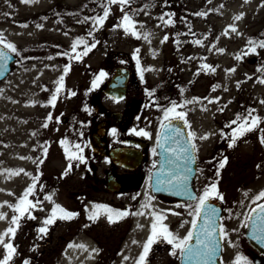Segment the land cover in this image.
Returning a JSON list of instances; mask_svg holds the SVG:
<instances>
[{
  "label": "rangeland",
  "instance_id": "374dc122",
  "mask_svg": "<svg viewBox=\"0 0 264 264\" xmlns=\"http://www.w3.org/2000/svg\"><path fill=\"white\" fill-rule=\"evenodd\" d=\"M105 10L109 14L100 25L93 18L103 16ZM124 15L131 17L134 31L117 27ZM0 34L3 44H13L16 53L34 46L48 55L51 51L50 56L28 61L17 55L13 71L0 81V214L4 215L0 234L16 227L11 223L13 216L20 217L15 235L5 237L15 248L9 264H138L154 214H163L161 223L179 239L192 230L196 217L190 213L198 200L163 202L152 194L149 183L139 190L104 189L101 177L108 162L97 169L99 182L69 169L66 149L73 147L70 138L75 136L69 133L70 123L77 118L82 95L88 93V80L93 78L89 69L105 73L100 78L104 86L117 64L129 63L120 52L134 58L146 93L155 95L158 102L177 93L186 118L192 119L199 196L212 183L223 196L222 200L210 197L223 204L221 227L227 236L222 237V264H237L238 258H243L240 264H254L256 249L245 230L252 209L264 204V199L253 202L264 190V83L260 82L264 80V48L259 46L264 41V0H128L127 4L0 0ZM78 39L85 43L76 46L71 59L63 60L62 49L71 50ZM86 45L89 50L84 55ZM78 54L80 59H75ZM61 76L63 88L53 105L51 97ZM101 100L111 105L106 97ZM89 107L81 114L86 119ZM250 110L260 123L230 147L233 129ZM162 115V111L144 110L134 127L141 132L148 125L157 131ZM84 145L85 154L91 156ZM31 185L34 189L28 199L36 207L20 216L16 205ZM56 205L77 215L62 218L57 209L54 223L45 225ZM117 211L130 214L118 218ZM138 212L143 215L131 214ZM93 213L96 219L89 218ZM109 215L115 222H109ZM42 227L46 232L38 231ZM6 252L0 245V260ZM180 256V249L161 237L151 245L144 264H180Z\"/></svg>",
  "mask_w": 264,
  "mask_h": 264
},
{
  "label": "flooded vegetation",
  "instance_id": "af4514ba",
  "mask_svg": "<svg viewBox=\"0 0 264 264\" xmlns=\"http://www.w3.org/2000/svg\"><path fill=\"white\" fill-rule=\"evenodd\" d=\"M72 50V49H71ZM71 50H63V60H69L70 56L74 52ZM68 53L70 55H65ZM72 54V55H71ZM128 60V64H117L114 67V71L109 76L107 80L104 81V86H102V81L99 79L98 83L94 86L93 82L97 80V75L100 71L95 73V69H89L90 76L88 80V93L82 95L81 105H78L77 118L71 121V130L74 137H71V142L68 148V156L75 154L76 156H82L86 159V162L77 169L81 160L70 159L71 168L74 172H77L80 176L86 178H94V181H98L100 177L96 174L99 166L103 165V162L107 163L108 166H104L105 176L101 177L104 189H110L108 183V176L110 179V184L114 185V180L120 186L119 189L114 191L126 190V189H136L142 188L143 184L149 183L152 179V171L159 161V153L157 148L158 138L160 134V128L163 122L179 118L176 113H183L184 116L181 121L185 124V130L191 141L195 146L194 152L197 160V165L199 166V158L197 152V134L194 133L191 122L192 119L186 118V113L182 109L181 101L174 93L171 97H160L159 102L155 95H149L146 93L145 88H143V83L137 74V64L134 58L128 53L120 52ZM124 67L126 70L123 75L126 74V89L123 97H116L105 92V88L108 82L112 79L116 72L117 67ZM94 71V72H92ZM93 79V80H92ZM93 87V88H92ZM113 91V89H110ZM115 92V90L113 91ZM162 94L165 95L166 92L162 90ZM106 97L110 100L111 105L107 106L101 100L102 97ZM173 103H175V112L169 113V119H165V112L167 109L172 108ZM114 105V107H112ZM86 106L89 107V117L81 115L86 113ZM94 111H90V109ZM81 110V111H80ZM144 110L148 113H153L156 111H162V122L157 131L150 126H146L145 130H140L134 127L135 122L138 120L139 114ZM194 113V108H193ZM67 120L64 118V121ZM147 124V123H145ZM88 126V127H87ZM88 129V134L86 133ZM142 132H147L148 135L140 134ZM194 133V135H189ZM87 134V135H86ZM81 135V137H79ZM112 141V142H111ZM87 143L90 148L91 156L85 154V145ZM79 145V148L76 147ZM114 147H123L128 150V157L125 158V163L123 165L112 159L111 149ZM140 153L138 161H136V155ZM98 162V163H97ZM135 163H138L137 166ZM198 173V171H197ZM84 175V176H83ZM197 184V183H196ZM97 189L96 184H91ZM151 188V187H150ZM111 190V189H110ZM198 191V190H197ZM170 204H179L174 201L163 200Z\"/></svg>",
  "mask_w": 264,
  "mask_h": 264
},
{
  "label": "snow or ice",
  "instance_id": "6c2138e0",
  "mask_svg": "<svg viewBox=\"0 0 264 264\" xmlns=\"http://www.w3.org/2000/svg\"><path fill=\"white\" fill-rule=\"evenodd\" d=\"M24 3H30V2H35V0H23ZM121 3V4H127L128 0H110V3ZM108 11L105 10L103 13V16H97L95 18H93L95 20L96 23L102 25L104 23V20L107 18L108 16ZM198 15H205V13H198ZM241 17L237 16L236 19H240ZM88 19V18H86ZM161 19H163V17H161ZM171 21H167V23H170ZM27 25H25L26 27ZM38 27H42L41 25H38ZM117 27H125L126 30H133L134 31V25L131 23V17H129L128 15H124L123 17V22L121 24H118ZM232 31H236V29L233 27ZM227 34V33H225ZM147 38V37H145ZM167 39V37H165V40ZM4 43V38L2 36V34H0V44ZM81 43H85V41H83L82 39H78L76 40V42L72 45V51L75 52L76 50V46L78 44ZM196 43H200V41H196ZM249 44L255 45V42L253 41H249ZM260 47L264 48V41H261L259 44ZM5 47L11 49L13 52L16 51V48L13 44L8 43L5 45ZM92 47H95V43L92 44ZM88 47L86 45L85 47V51H84V55L87 54L88 51ZM254 47H253V51H254ZM221 51H223V49H221ZM247 54V53H245ZM65 55H70L68 53H65ZM0 58L7 60L8 56L7 54L3 53L2 51H0ZM72 57L70 56V59ZM237 59H240L241 57L237 56ZM75 59H80V55L78 54ZM69 71L68 67H65L64 72L67 73ZM234 71V69L232 70ZM105 75L104 72H101L99 74V77H97V80L93 82L94 86L96 85V83H98L99 79L101 77H103ZM63 80L64 77L61 76L58 83V87L55 89V93L52 97H51V101L50 103H52L53 105L55 104V101L57 99V95L61 92L62 88H63ZM261 83H264V80L260 81ZM72 95H75V93H72ZM211 102V101H210ZM261 103H264V101H261ZM175 108L176 105L175 103H173L172 108H169L166 110L165 112V119H169V113L175 112ZM254 110H250L248 117H245L242 122L239 123L238 127L236 129H233V135H232V143L229 145L230 147L233 146L236 143V140L242 136L243 134H245L246 132L252 131L253 129H255L258 124L260 123V118L259 117H255L252 116V112ZM176 116L180 117L181 119L183 118L184 114L183 113H176ZM51 117H49L50 119ZM250 118V119H249ZM237 120H240V117L237 118ZM237 120H233L231 123L232 124H237ZM45 127H47V125H45ZM140 134L143 135H148L147 132H142ZM189 135H194V133H190ZM207 137H201V139H206ZM261 142L264 143V136L261 137ZM61 143L63 144L64 141H61ZM77 148H79V145H76ZM195 146L189 141L185 144V146L182 148V152L184 153V160L186 161L187 164H191L194 160V157L192 155L193 151H194ZM46 151V149H45ZM67 151V149H66ZM70 159H79V160H83L82 156H76L75 154H72L70 156ZM226 163V158L223 162L220 163L219 167L223 168L225 166ZM71 168V164H69V169ZM20 171H23L22 169ZM191 169L189 167L185 168V172H190ZM18 174V173H16ZM67 174V172H65V175ZM37 179L36 177H33V180ZM187 180H188V176L184 175L181 176L179 178L175 179V182L173 179H169L168 180V186L171 188L176 189V194L178 195H184L187 196L189 199L191 200H198V203L196 204V207L194 209V211L190 214L194 215L196 217V219L192 220V226L193 229L197 228V220L201 218V213L203 212V223L201 225H199L200 227V232L196 233V244L193 245L191 243L193 236H194V232L193 231H189L187 236H185L183 239H179L177 237H175L171 232H169L168 228L166 225L162 224L161 222L163 221V219H165L163 214L160 213H156L154 214V222L151 224V235L148 238L147 243L144 245V251L143 254L140 256L138 264H144L145 258L148 254V252L150 251L151 245L153 243L156 242L157 238H164L167 240V242L169 244H173L175 249H180L181 255L186 256L187 259L189 260H195L196 264H214V257L216 256V253L219 249L220 246V238L221 237H226L227 233L225 232V230L220 227L217 223H216V219H217V212L218 209L212 207L211 205L207 204V201L210 197L212 196H217L219 199H223V196L221 194H219L218 189H217V185L216 183H212L210 187H206L203 195L196 197L194 196L191 191L188 189L187 186ZM160 181H157V187L156 190L160 191L161 188L159 187L160 185ZM34 189V185L29 186L28 189H26L23 197L20 199V202L18 205H16L17 210L20 213V216L25 215V213H27L29 211V209L31 208H35L36 204L32 203L31 200L28 199V196L33 192ZM245 195H247V193H245ZM46 199H51L50 197H46ZM261 199H264V190L260 191L259 194L255 197V200L253 201L254 203L256 201H259ZM150 205H145V207H148ZM98 208L100 207H107V206H97ZM57 209H59L62 213H63V217L62 218H72L75 215H77L76 213H70L67 212L65 210H63L59 205H56V207L53 209L52 211V216L49 217L48 219L45 220V225H49L54 223V220L56 218V211ZM257 209H259V212L257 213V215L255 217L253 216H249L248 219L250 221H252V230L253 233H264V204H257L256 208H253L252 211L254 213L257 212ZM116 216L118 218H123L127 215H129L130 213L128 211H117ZM132 215H143V212H138V213H131ZM178 215V213H175ZM19 216H13L11 223L13 225H15L16 227L19 226L18 224V220H19ZM34 219L35 217H29ZM90 219H96L97 215L95 213H93L92 215H90L89 217ZM0 219H4V215L0 214ZM109 222L113 223L115 222L112 218V215L108 216ZM16 227H9L3 234H0V245H3V247L7 250L6 255H4L3 259L0 260V264H9V261L12 259L14 253H15V248L13 246V244L11 243H6L5 242V237L12 235H15V231H16ZM219 229V230H218ZM41 233L46 232V227H42L38 230ZM254 239H264V236L261 235H254L253 237ZM175 251H173V255H175ZM243 258H238L237 259V264H240V260Z\"/></svg>",
  "mask_w": 264,
  "mask_h": 264
},
{
  "label": "water",
  "instance_id": "95a60500",
  "mask_svg": "<svg viewBox=\"0 0 264 264\" xmlns=\"http://www.w3.org/2000/svg\"><path fill=\"white\" fill-rule=\"evenodd\" d=\"M0 51L7 54L8 56L7 60L0 58V81H1L11 73L13 69V64L16 60V55L12 50L5 47L4 44H0ZM125 70L126 69L124 67H117L115 74L113 75L112 79L108 82V85L105 88V92L116 97L124 96L126 89V78H127L126 74L123 75V72ZM110 89H113V91L115 90V92H113ZM189 141L190 139L185 130V124L181 121V119L174 118L171 120H167L162 124L160 135L158 138V144H157L159 161L156 167L153 169L152 179H151V189L153 193L157 195L161 200H169L174 202H185L191 200L187 196L176 194L177 190L169 187L167 183L169 179H173L175 182L176 178H179L184 175L188 176V180H187L188 189L191 191V193L194 196L197 197V191L195 189V179H196V171H197V161L195 157V152L193 151L192 153L194 160L191 164L186 163V161L183 158L184 153L182 152V148ZM111 155H112V159H114L118 163L127 165L125 163V158L128 157L127 148L114 147L111 149ZM139 156L140 153L136 155L135 157L136 161H138ZM135 164L136 165L133 166L138 165V163ZM186 167H189L191 171L186 173L185 172ZM109 176H108L109 188L111 190L119 189L120 186L115 180H114L115 182L114 185L110 184ZM157 181L161 182L159 185V187L161 188L160 191L156 190ZM207 204L218 209L216 223L220 226L221 225L220 219L223 213V205L217 199L214 198H209ZM258 212L259 209H257L256 213L251 211L249 216L255 217ZM203 215L204 213L202 212L201 218L197 220V225H198L197 228L196 229L192 228V231L194 232V236L191 243L193 245L196 244L195 234L200 232L199 225L203 223ZM254 235L264 236V233H253L252 221L248 219L247 227L245 230V236L249 240L251 245L254 248H256L260 253H262V254H255L252 258L253 262L254 264H264V239H259V240L254 239L253 238ZM222 246L223 244L221 237L219 249L216 253V256L214 257V264H222L220 260L222 255ZM180 264H196V261L189 260L186 258V256L181 255Z\"/></svg>",
  "mask_w": 264,
  "mask_h": 264
},
{
  "label": "trees",
  "instance_id": "16d2710c",
  "mask_svg": "<svg viewBox=\"0 0 264 264\" xmlns=\"http://www.w3.org/2000/svg\"><path fill=\"white\" fill-rule=\"evenodd\" d=\"M51 48H53V46H51ZM59 49H60L59 51H61V48H59ZM59 51H58V53H59ZM50 52L51 51H49V55H48V53H46L44 51V49H41L40 47L34 46L32 48H28V49L26 48L25 50L24 49H19L17 51V55L18 56H23L25 61H28V60H32V59L42 58V55L43 56H46V55L50 56V54H51Z\"/></svg>",
  "mask_w": 264,
  "mask_h": 264
}]
</instances>
